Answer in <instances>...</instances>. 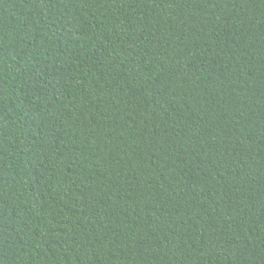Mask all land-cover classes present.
I'll list each match as a JSON object with an SVG mask.
<instances>
[{"label":"trees","instance_id":"16d2710c","mask_svg":"<svg viewBox=\"0 0 264 264\" xmlns=\"http://www.w3.org/2000/svg\"><path fill=\"white\" fill-rule=\"evenodd\" d=\"M0 264H264V0H0Z\"/></svg>","mask_w":264,"mask_h":264}]
</instances>
